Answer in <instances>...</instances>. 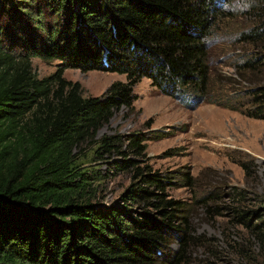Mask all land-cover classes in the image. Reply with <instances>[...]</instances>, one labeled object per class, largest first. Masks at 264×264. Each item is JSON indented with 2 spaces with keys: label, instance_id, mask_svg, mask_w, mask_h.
Listing matches in <instances>:
<instances>
[{
  "label": "trees",
  "instance_id": "obj_1",
  "mask_svg": "<svg viewBox=\"0 0 264 264\" xmlns=\"http://www.w3.org/2000/svg\"><path fill=\"white\" fill-rule=\"evenodd\" d=\"M8 1L0 5V264H188L189 248L204 236L189 228L187 203L167 194L176 172L154 171L144 160L147 141L173 130L96 133L116 110L132 108L142 78L163 94L264 121V50L256 46L264 31L239 35L256 49L235 65L237 86L230 76L214 89L206 42L222 0ZM34 57L58 60V69L37 78ZM66 68L126 81L84 97L63 76ZM89 143L105 175L130 173L121 205L92 202L93 181L104 175L76 160ZM178 174L188 184V173ZM249 199L242 189L233 218L264 252V206L248 207Z\"/></svg>",
  "mask_w": 264,
  "mask_h": 264
},
{
  "label": "rangeland",
  "instance_id": "obj_2",
  "mask_svg": "<svg viewBox=\"0 0 264 264\" xmlns=\"http://www.w3.org/2000/svg\"><path fill=\"white\" fill-rule=\"evenodd\" d=\"M8 2L5 0V4ZM216 5L217 20L206 42L214 89L220 85L218 81L230 76L235 87L236 80L240 81L234 73L237 74V63L256 46L259 50L264 48V44L253 46L239 40L241 33L252 28L264 31V0H222ZM5 20L2 16L0 23ZM59 63L55 59L34 57L31 58L32 72L37 78H43L54 73ZM63 76L78 82L84 97L101 96L112 82L126 81L123 74L74 68H66ZM258 78L264 82L263 75ZM133 93L132 108L116 110L109 122L97 131L96 138L116 132L173 130L167 138L147 141L144 160L154 171L176 172V184L168 187L167 194L187 203L189 228L195 236H204L201 244L189 248L186 262L264 264L263 245L232 213L234 207L243 206L242 189L250 192L248 207L264 206L261 197L264 196V121L208 101L195 102L192 97L163 94L148 78L137 82ZM96 145H83L76 159L81 167L99 169L104 175L93 181L92 202L100 206L121 205L120 195L131 181L130 173L105 175L104 163L93 160ZM184 172L190 177L188 184L178 174ZM170 247L178 249L177 243Z\"/></svg>",
  "mask_w": 264,
  "mask_h": 264
}]
</instances>
